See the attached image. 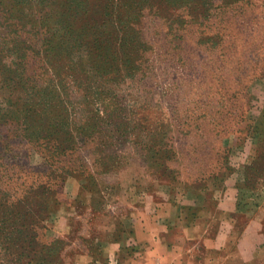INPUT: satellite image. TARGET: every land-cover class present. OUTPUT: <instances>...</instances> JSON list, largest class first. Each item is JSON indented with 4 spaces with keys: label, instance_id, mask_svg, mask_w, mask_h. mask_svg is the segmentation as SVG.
I'll return each instance as SVG.
<instances>
[{
    "label": "rangeland",
    "instance_id": "rangeland-1",
    "mask_svg": "<svg viewBox=\"0 0 264 264\" xmlns=\"http://www.w3.org/2000/svg\"><path fill=\"white\" fill-rule=\"evenodd\" d=\"M216 203L264 264V0H0V264Z\"/></svg>",
    "mask_w": 264,
    "mask_h": 264
},
{
    "label": "crops",
    "instance_id": "crops-1",
    "mask_svg": "<svg viewBox=\"0 0 264 264\" xmlns=\"http://www.w3.org/2000/svg\"><path fill=\"white\" fill-rule=\"evenodd\" d=\"M164 217L129 218L120 236L100 247L111 264H247L241 228L230 207L216 203L193 213H164ZM144 215V213H141Z\"/></svg>",
    "mask_w": 264,
    "mask_h": 264
}]
</instances>
